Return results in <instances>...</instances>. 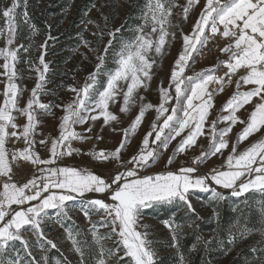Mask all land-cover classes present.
Returning <instances> with one entry per match:
<instances>
[{
    "label": "snow or ice",
    "instance_id": "obj_1",
    "mask_svg": "<svg viewBox=\"0 0 264 264\" xmlns=\"http://www.w3.org/2000/svg\"><path fill=\"white\" fill-rule=\"evenodd\" d=\"M200 5L201 0H186L183 4L178 0H145L139 17L141 23L128 29L129 37L123 36V25L110 27L108 16L103 13V25L92 19L82 21L85 31L88 25L94 26L91 33L94 39L77 33L78 47L83 46L95 54L97 63L82 86H69L74 98L66 104L54 105L40 99L48 94L50 66L45 55L48 41L55 39L49 33L40 45L38 63L31 58L24 60L37 73V82L23 107L19 105L24 89L17 83L22 79L17 65L21 50L28 53L33 45H11L20 30V18L28 26L33 43L39 29L31 22L27 0H23V13L17 11L19 0H12L10 6L0 9L5 25L0 29V37H5L6 44L0 48V58H3L0 76L6 79L0 103V177L5 178L0 181V264H40L33 254L34 248L45 253L48 246L57 248L56 243L47 239L44 226L52 221L63 226L71 219L70 202L90 224L88 232L98 248L93 252L88 246V255L94 264L110 261L121 264L125 258H128L127 264H158L156 241L150 239V225L143 223L147 213L168 211L175 206L186 208L188 217L195 213L190 200L195 192L208 194L209 203L214 205L226 202L229 197L237 200L244 197L243 203L250 205L252 201L247 196L257 194L261 199L256 203L264 216V0H203L190 33L185 34L180 24L173 23V10L181 9L179 15L186 21ZM96 7L92 4L84 15L88 16ZM176 28H181L182 48L171 67L168 85L165 87L160 81L158 104L144 103L140 90L149 89L154 68L159 67L156 57L166 54L165 49L171 43L169 37L175 39ZM217 37L224 42L222 47L218 42L216 46L225 58H218L215 65L186 75L190 61ZM222 68L225 71L218 74ZM233 83L235 91L213 118L215 97ZM121 96L120 113L129 112L138 100L139 111L123 129L119 146L113 151L85 153L96 161L113 163L114 174L101 177L87 168L60 166L58 161L64 157L81 153L79 148L72 147V141L90 138L75 131V126L87 124L85 131L91 132L92 124L101 119L103 126L122 123L119 116L110 111V105L118 103ZM53 107L61 108L64 114L58 124L59 135L39 140L44 146L51 140L49 157L41 158L36 151L37 136L42 135L38 131L40 118L50 114ZM149 110L155 112L150 130L143 136L138 151L125 160L122 152ZM15 113L24 118L22 125L16 122ZM237 125L240 130L235 132V141L231 142L230 134ZM113 131H116L114 127ZM257 134L259 138L255 142L238 151L241 143ZM201 137L208 140L207 147L201 145V151L187 166L181 163L178 168L171 167L176 156L186 155L198 145ZM17 141H22L24 146L10 151L9 143ZM173 141L176 144L165 166L159 171H150ZM212 157L223 158V165L212 167L206 173L199 172L200 166ZM17 160L30 162L35 168L32 177L22 184L13 180L12 164ZM238 207L234 205L232 210ZM214 215L219 229L220 213L214 209ZM93 216H98L99 220L92 219ZM162 223L171 233L172 246L180 253V264H188L180 250V241L184 227H192L194 221L186 219L185 223H179L173 213ZM100 229L108 231L102 233ZM251 231L247 226L237 227L235 231L230 228L227 240L217 235L213 240L204 241L205 250L211 251L215 241L227 254L231 251L227 246H234ZM66 233L73 250L80 256V264H88L87 241L80 239L84 235L82 230L73 222ZM261 235L264 236V229ZM30 236L35 237L34 243ZM196 240L201 241L202 237L197 236ZM104 241H112V246ZM259 243L264 245V240ZM195 247L192 245L190 250ZM249 251L253 255L245 257L244 264H264V247L254 246ZM41 259L48 264L47 255Z\"/></svg>",
    "mask_w": 264,
    "mask_h": 264
},
{
    "label": "rangeland",
    "instance_id": "obj_2",
    "mask_svg": "<svg viewBox=\"0 0 264 264\" xmlns=\"http://www.w3.org/2000/svg\"><path fill=\"white\" fill-rule=\"evenodd\" d=\"M35 2L37 6L44 5L46 6L47 0H27V11L29 4ZM186 0H178V3L183 4ZM12 0H6L3 8L10 6ZM20 7L17 9L19 13L24 12L23 0H19ZM92 4H95L97 7L92 8L88 12V16H85L84 13L91 8ZM145 4V0H92L86 6H81L79 0H66V4L61 10L58 17H53L51 22L56 24L55 27H47L46 34L43 35L39 31V34L35 36L34 43L33 40L29 39L30 32L28 26L24 24L23 19L20 18V30L14 40V44L11 47H16L23 44L25 47L30 44L33 45L31 50L28 53H24L21 50L20 53V63H18L17 68L22 76V79L17 80V83L23 88L22 97L19 100V105L23 107L27 100L30 97L31 89L35 86L37 80V73L34 70L29 68V65L24 62L26 58H31L36 63H38L39 56L42 49V45L49 35L54 37V40L48 41V46L46 49L45 61L49 63V72L47 74V79L49 83L46 85V91L48 94L42 95L40 97L41 101L44 103L51 102L55 104L68 103L74 98V93L70 92L69 86L79 87L82 86L86 77L91 73L97 63L95 54L90 53L83 46L80 45V41L77 37V33H81L86 39L93 40L91 33L95 30L93 25H88V30L85 31V25L82 21L87 19L96 20L103 25L104 21L101 17V13L108 16L109 26L110 27H121L124 37H129L131 33L128 29L131 26L138 25L141 23L140 13L141 9ZM103 5V7H101ZM203 5V0H201V5L195 8L190 14L188 19L185 21L182 19L181 9L177 8L173 10L172 20L173 23L180 24L182 30L185 34L190 33L193 23L198 17L200 8ZM99 8V11H97ZM79 14L77 17L78 23L76 26L70 30V24L73 20L75 13ZM5 27L3 18L0 17V29ZM70 30V31H69ZM176 36L173 40L171 37V43L166 47V54L162 57H156L159 67L154 68V76L150 82L149 89L140 90V95L144 97V103L151 102L156 105L159 103V83L162 80L164 86L167 87L168 79L170 76L171 67L177 58L179 51L182 48V37H181V28L174 29ZM219 43V46H223V41L219 37L216 38L215 42H210L207 48L201 50V53L194 57L193 61H190V67L186 69V75H193L195 72L200 71L201 69L208 68L217 63V59H224L225 57L221 54L216 46V43ZM5 37H0V48L5 47ZM95 46V45H94ZM118 47V46H117ZM210 49V50H209ZM87 55V59L85 58ZM3 63V58H0V64ZM111 66V61H109ZM3 69L0 68V72ZM225 69H221L218 74H223ZM103 79V78H102ZM6 79L3 76H0V103L3 102V88L5 86ZM243 90V89H242ZM235 91V84L226 85L223 93L218 94L215 97V109L212 112V117L214 118L217 115V112L220 110L222 104L226 102L229 96ZM122 105V96L119 98V102L116 104L110 105V111L119 116L122 123L113 122V126H103V121L98 120L92 124V131L86 132L85 129L88 125H77L75 126V131L80 133L82 136L90 137L89 139H84L83 141L74 140L72 141V147L79 148L81 150L80 154H73L71 157H64L61 161H58L60 166H75L78 168H87L93 171L95 174L100 175L101 177H108L110 174H114V164L108 162H100L94 160L91 156L86 155L85 153L89 151L99 152L100 150L113 151L115 150L122 138H123V129L127 127L135 115L139 111V100L136 106L132 107L131 110L127 113H120V107ZM63 110L61 108L53 107L52 111L48 115L41 116V123L38 127V131L42 135L37 136L36 151L40 154L41 158H48L51 140L49 139L48 145L44 146L39 144V140L44 139L45 137L55 138L59 135L58 124L60 118L63 115ZM243 115V113H240ZM17 116L16 122L18 124L24 123V118L15 113ZM155 118L154 110H149L145 118L138 128L137 132L130 137L128 146L123 150L122 156L125 160L129 159L133 154H135L142 142L143 136L150 130L151 122ZM92 123V122H90ZM223 127L224 125H220ZM113 127L116 131H113ZM240 130V126L237 125L233 133L230 134L231 142L235 141V132ZM100 136V139H97V136ZM259 138V134L250 137L247 141L241 143L238 147V151H243L250 143L255 142ZM179 139V138H177ZM208 140L204 137H201L198 145L187 151V154H179L175 158V163L171 165L173 168H178L181 163L185 166L190 164L191 159L198 155L201 151V145L205 148L207 147ZM176 141H173L169 145L167 151H164L158 164L154 165L150 171H159L162 169L167 161V157L172 154V150L175 147ZM23 142L17 141L15 144L9 143L8 147L11 151L13 148H22ZM228 150L225 151L224 156L226 157ZM224 159L212 157L207 160L203 165L200 166L199 172L206 173L212 167H219L223 165ZM13 180L18 183H24L32 177V174L35 172L34 166L30 162H25L22 160H17L13 162ZM5 178L0 177V181ZM99 196L100 194H96ZM236 200V198H234ZM252 204L256 209L260 210V205L256 203L258 199H261L257 194L253 193ZM191 203L195 209V214L199 217H205L211 212L210 207L208 206V194L195 192L190 197ZM168 214L165 219L170 218L172 214H175V217L180 213H185L186 208H177L171 206L167 211ZM161 210L152 212L149 211L146 215L143 223L150 225V239L156 241L155 247L158 249L159 258L165 255L168 251H160L163 249L167 241L172 242V236L168 228L164 226L161 219ZM70 216L71 219L65 221V224H61L52 221L44 226V231L47 236V239L52 240L56 243L57 248L51 249L48 246L47 252H41L39 249L34 248L33 254L36 256V259L40 261V264H44V261L41 259L42 256L47 255L48 264H80V256L73 250V245L67 237L66 228L71 226L73 222L76 226L84 233L80 239L86 240L87 245H85V258L88 261V264H94L92 257L88 255V246H91L93 252L98 251L97 246L93 243V237L88 229L90 224L88 220L84 217L83 213L79 208H72L70 202ZM92 219L99 220L98 216H93ZM107 229H100V232H106ZM30 239L35 242V237ZM104 243L111 247L112 241H104ZM19 246V245H17ZM122 256L123 253L121 252ZM127 259L125 258L121 264H127ZM109 264H115V261H110Z\"/></svg>",
    "mask_w": 264,
    "mask_h": 264
},
{
    "label": "trees",
    "instance_id": "obj_3",
    "mask_svg": "<svg viewBox=\"0 0 264 264\" xmlns=\"http://www.w3.org/2000/svg\"><path fill=\"white\" fill-rule=\"evenodd\" d=\"M92 0H79L81 6H86ZM6 0H0V9L5 5ZM66 4V0H47L46 6H37L35 2L29 4L28 13L31 18V22L34 23L39 31L46 34V28L48 25L55 27L57 23L51 22L53 17H58L61 10ZM78 12L73 16V20L70 24V30L73 29L78 23L77 17ZM69 30V31H70ZM253 194H249L247 199L252 201ZM244 197L240 200H235L229 197L226 202L219 205L210 204L211 212L205 217L197 219L195 213L190 214L188 217L185 213L178 214L175 218L179 223H185L186 219L194 221L192 227L185 226L183 229V238L180 241V250L183 252L185 259L188 264H244L245 257L251 258L253 253L249 251L252 247H264L259 242L264 240V236L261 235V229H264V216L261 215L260 210L251 203L246 205L243 203ZM253 202V201H252ZM234 205H239L236 211L232 208ZM215 211L220 213V227L216 217ZM168 212L161 210V219H165ZM247 226L251 231V234L242 240H238L234 246L231 247V251L225 254L224 251L220 250L215 241L211 245V251H206L204 247V241L213 240L214 236H222L227 240L229 229L233 231L237 227L243 228ZM237 235L239 233L237 232ZM201 236L202 240L197 241L196 237ZM196 245L195 250H190L192 245ZM172 242L167 241L166 246L160 251H168L165 255L161 256L158 260V264H180L179 255Z\"/></svg>",
    "mask_w": 264,
    "mask_h": 264
}]
</instances>
